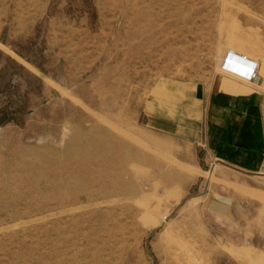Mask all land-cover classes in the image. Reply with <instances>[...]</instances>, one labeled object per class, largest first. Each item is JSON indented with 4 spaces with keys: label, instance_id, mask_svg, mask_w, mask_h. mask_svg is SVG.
Listing matches in <instances>:
<instances>
[{
    "label": "rangeland",
    "instance_id": "374dc122",
    "mask_svg": "<svg viewBox=\"0 0 264 264\" xmlns=\"http://www.w3.org/2000/svg\"><path fill=\"white\" fill-rule=\"evenodd\" d=\"M229 50L264 0H0V264H264V172L191 139Z\"/></svg>",
    "mask_w": 264,
    "mask_h": 264
},
{
    "label": "crops",
    "instance_id": "0c3cea01",
    "mask_svg": "<svg viewBox=\"0 0 264 264\" xmlns=\"http://www.w3.org/2000/svg\"><path fill=\"white\" fill-rule=\"evenodd\" d=\"M261 86L264 79L260 68L258 82L223 70L211 82L197 83L191 94L195 111L200 115V120L193 121L191 139L202 144L205 160L242 177L264 170V90ZM253 197L264 203L263 199ZM261 208L264 211V205ZM243 211L249 218L244 227L248 244H252L255 236L262 235L264 239V221L257 220L255 215L252 217V207Z\"/></svg>",
    "mask_w": 264,
    "mask_h": 264
},
{
    "label": "built area",
    "instance_id": "2783aa9c",
    "mask_svg": "<svg viewBox=\"0 0 264 264\" xmlns=\"http://www.w3.org/2000/svg\"><path fill=\"white\" fill-rule=\"evenodd\" d=\"M221 67L223 70L245 76L250 80L259 79L258 63L247 57V55L238 54L234 50H230L226 54Z\"/></svg>",
    "mask_w": 264,
    "mask_h": 264
},
{
    "label": "bare ground",
    "instance_id": "6f19581e",
    "mask_svg": "<svg viewBox=\"0 0 264 264\" xmlns=\"http://www.w3.org/2000/svg\"><path fill=\"white\" fill-rule=\"evenodd\" d=\"M230 51V50H229ZM235 51V50H234ZM235 52H237V51H235ZM238 53V52H237ZM238 54H241V53H238ZM243 55V54H242ZM226 57V56H225ZM248 57V56H247ZM225 58H223V60H224ZM253 60V59H252ZM124 132V131H123ZM131 139V138H130ZM94 181H96V179L94 180ZM246 191H247V189H246ZM249 191H247V193H248ZM249 194H251V195H253V196H256V197H258V198H260V199H264L263 197L264 196H261V195H259V194H253V193H251V192H249ZM145 205V204H144ZM146 206V205H145ZM64 211V210H63ZM71 211V210H70ZM168 230H170V229H168ZM172 230V229H171ZM171 232V231H170ZM166 233V232H165ZM171 234V233H170Z\"/></svg>",
    "mask_w": 264,
    "mask_h": 264
}]
</instances>
